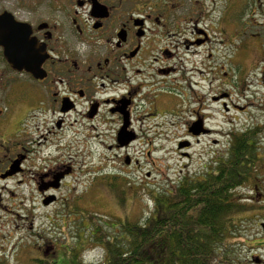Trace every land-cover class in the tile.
Segmentation results:
<instances>
[{"label": "flooded vegetation", "instance_id": "obj_1", "mask_svg": "<svg viewBox=\"0 0 264 264\" xmlns=\"http://www.w3.org/2000/svg\"><path fill=\"white\" fill-rule=\"evenodd\" d=\"M261 30L264 36V0H0V38L19 52L11 61L0 45V153L6 152L0 176L13 163L19 168L0 181L37 168L39 159L44 165L34 181L41 203L61 205L58 192L67 191L75 170L73 141L63 131L79 119V128L103 137L136 176L141 160L121 151L141 137L166 136L163 118L182 115L189 103L197 106L183 123L178 151L219 134L218 122L213 127L209 120H217L220 101L226 111L237 108L234 93L220 90L218 70L207 81L203 71L195 77L188 58L215 56L219 35L235 51L237 37L260 38ZM204 83L211 88L206 99ZM124 136L133 139L123 145ZM154 153L147 150L151 164L159 163L149 160Z\"/></svg>", "mask_w": 264, "mask_h": 264}, {"label": "rangeland", "instance_id": "obj_2", "mask_svg": "<svg viewBox=\"0 0 264 264\" xmlns=\"http://www.w3.org/2000/svg\"><path fill=\"white\" fill-rule=\"evenodd\" d=\"M242 19L241 22L244 20ZM236 20L239 21L238 15ZM238 28L237 26V35ZM255 29L258 26L248 32L252 34ZM248 32L236 38L235 51L225 46L228 41L219 35L215 39L218 44L215 56L209 58L207 55H198L188 58L187 68L189 71L195 68L192 74L198 79L200 71H203V79L207 81L211 76L214 78V72L218 70L220 90L233 92L232 101L237 105L236 109L226 111L220 101L217 120H209L213 127L218 122L219 134L194 140L190 150L182 149L191 154V157L183 154L182 150V154L178 151V141L185 137L183 123L191 117V109L197 106L196 103H189L180 116L166 115L163 118L166 125H170L166 128V136H144L121 151H128L141 160L139 171L136 172L138 177L131 173V167L123 161L117 162L113 157L114 152L102 144L103 137L99 139L92 129L79 128L84 124L79 119L74 125H67L63 131V135L73 141L74 148L70 152L75 170L67 180V191L64 188L58 192L63 198L61 205L55 208L54 205L46 207L41 203L34 181L44 165L39 159L37 168L29 167L20 176L23 181H20V177L1 180L0 264H39L43 260L48 264H73L79 250L80 258L81 253L89 250L86 252L87 256L99 257L102 254L104 259L106 249L98 241L99 236L107 238L115 231L120 234L125 222L147 219L154 208L150 193L152 190L158 187H175V181L183 172H203V165L208 164L214 155L217 157L227 151L231 129L241 131L264 125V36L262 30L260 38L256 39L249 37L251 34ZM233 52L235 53L231 55ZM229 58H234L235 64L229 63ZM227 73L228 77L225 78ZM210 92L211 88L204 83V99L210 97ZM214 92L216 90L213 89L212 93ZM224 96L221 92V98ZM261 137L263 139L260 145L263 148L264 133ZM216 139L219 141L214 142ZM160 146L162 149H158ZM153 147L155 153L149 160L154 158L159 163L151 164L147 150ZM4 154L6 152L0 153V158ZM127 172L134 177L131 182L135 188L134 191H125L127 200L121 203L120 191L114 192L111 186L114 182L110 179L115 173L125 175ZM147 172H150L149 176ZM125 185L127 186V182ZM236 192L245 199L241 202V212L234 217L238 226L229 235L233 239L225 241L226 247L225 244L218 247L219 251L222 255L227 253L233 264H264V189L254 196L252 188L243 185ZM34 194V199H31ZM123 219L124 222H121ZM98 228L102 232L95 235ZM217 264L230 263L217 261Z\"/></svg>", "mask_w": 264, "mask_h": 264}, {"label": "trees", "instance_id": "obj_3", "mask_svg": "<svg viewBox=\"0 0 264 264\" xmlns=\"http://www.w3.org/2000/svg\"><path fill=\"white\" fill-rule=\"evenodd\" d=\"M263 126L231 129L227 151L214 155L203 165H207L203 172H183L175 187L148 190L154 208L147 219L125 222L120 234L99 236L106 249L102 264H233L218 247H226L238 226L234 217L245 199L236 190L246 185L256 196L264 189ZM133 179L129 173L112 175L111 186L114 192L120 191L121 203L127 200L125 191H134ZM96 230L95 235L102 232ZM74 259L73 264H85L80 250ZM39 264L48 263L43 260Z\"/></svg>", "mask_w": 264, "mask_h": 264}, {"label": "water", "instance_id": "obj_4", "mask_svg": "<svg viewBox=\"0 0 264 264\" xmlns=\"http://www.w3.org/2000/svg\"><path fill=\"white\" fill-rule=\"evenodd\" d=\"M4 39L5 38H0V45L4 48L6 57L9 60L12 61V58L11 57L14 56V61H16L15 56L16 55L19 56V52H15L14 53V51H11V48H10L8 42L6 40H4ZM17 58H20V57H17ZM16 65H19V67H20V63L18 61H17ZM34 74L35 75H38L37 72H34ZM195 127H196V125H195ZM123 139H125V140L127 139L126 140L127 142H125V143L123 141H121V143L124 145V144L128 143L131 139H133V137H130V136L126 137V136H124ZM17 164L18 163H13L12 166H11V168H10V170L6 174H3V177H7L8 175H11V174L15 173L16 171H18L19 168L16 166Z\"/></svg>", "mask_w": 264, "mask_h": 264}, {"label": "clouds", "instance_id": "obj_5", "mask_svg": "<svg viewBox=\"0 0 264 264\" xmlns=\"http://www.w3.org/2000/svg\"><path fill=\"white\" fill-rule=\"evenodd\" d=\"M98 247V246H97ZM89 250H85L84 253H81V258L82 260L85 262V264H87V262L89 260L92 261V264H102L103 261V255L101 254V256L99 257H91V256H87L86 252H88Z\"/></svg>", "mask_w": 264, "mask_h": 264}]
</instances>
